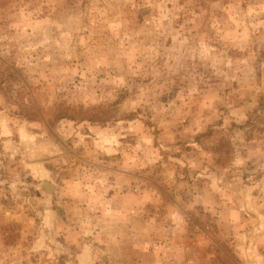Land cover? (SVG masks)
<instances>
[{"label": "rangeland", "instance_id": "374dc122", "mask_svg": "<svg viewBox=\"0 0 264 264\" xmlns=\"http://www.w3.org/2000/svg\"><path fill=\"white\" fill-rule=\"evenodd\" d=\"M0 264H264V0H0Z\"/></svg>", "mask_w": 264, "mask_h": 264}, {"label": "water", "instance_id": "95a60500", "mask_svg": "<svg viewBox=\"0 0 264 264\" xmlns=\"http://www.w3.org/2000/svg\"><path fill=\"white\" fill-rule=\"evenodd\" d=\"M44 187L47 189V190H50L52 188V185H50L49 183L47 182H44Z\"/></svg>", "mask_w": 264, "mask_h": 264}]
</instances>
